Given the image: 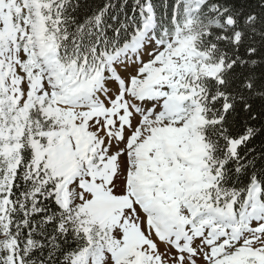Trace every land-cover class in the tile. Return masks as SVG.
Masks as SVG:
<instances>
[{
  "label": "snow or ice",
  "instance_id": "obj_1",
  "mask_svg": "<svg viewBox=\"0 0 264 264\" xmlns=\"http://www.w3.org/2000/svg\"><path fill=\"white\" fill-rule=\"evenodd\" d=\"M0 264H264V0H0Z\"/></svg>",
  "mask_w": 264,
  "mask_h": 264
}]
</instances>
